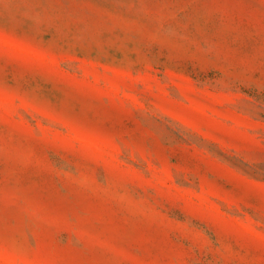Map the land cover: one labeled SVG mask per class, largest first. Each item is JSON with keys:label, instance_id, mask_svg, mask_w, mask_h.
I'll return each instance as SVG.
<instances>
[{"label": "rangeland", "instance_id": "rangeland-1", "mask_svg": "<svg viewBox=\"0 0 264 264\" xmlns=\"http://www.w3.org/2000/svg\"><path fill=\"white\" fill-rule=\"evenodd\" d=\"M0 264H264V0H0Z\"/></svg>", "mask_w": 264, "mask_h": 264}]
</instances>
